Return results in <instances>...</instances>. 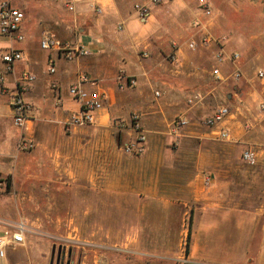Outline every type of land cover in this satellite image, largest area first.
Masks as SVG:
<instances>
[{
    "label": "crops",
    "instance_id": "crops-1",
    "mask_svg": "<svg viewBox=\"0 0 264 264\" xmlns=\"http://www.w3.org/2000/svg\"><path fill=\"white\" fill-rule=\"evenodd\" d=\"M3 1L0 0V4ZM70 1L73 0H9L13 8L20 11L23 8L24 20L18 31L23 40L0 34V77L3 79L0 85V178L12 177L19 168L21 152L17 145L22 135L35 144L38 137L51 136L53 130H59L79 110L68 89L86 78L82 87L97 90L105 98L93 125L99 133L111 132L115 128L112 117L121 115L125 131L132 135L129 130L132 112L139 113L140 124L147 132L145 152L131 156L136 168L111 163L106 176L104 174L105 190L118 199L129 195L153 201H165L172 192L174 199L183 201L187 194L195 207L197 258L212 264L249 261L264 264V150L257 147L256 138L264 131V116L240 119L230 114L215 128L201 125L202 120L214 112L209 105L214 104L217 92L201 84L207 70L199 69L202 65L195 66L192 58L196 56L190 54L187 43L191 38L190 41H200L198 33L203 26L210 25L209 20L193 11L194 0H164L159 6H150V15L145 21L137 18L134 6H149L148 0H95L101 9L100 15L94 14L89 3L82 1L75 2L74 11L70 12L65 6ZM189 20L193 35L186 24ZM195 21L201 22V26H195ZM209 27L208 31L212 32ZM44 35L82 47L89 54L67 60L61 52L43 51L39 42ZM198 47L201 53L203 47ZM12 51L20 52L23 58L8 67L2 57ZM168 55L175 60H165ZM235 64L226 60L220 67L222 76L224 68L235 67ZM49 68L54 69L53 74L49 73ZM153 73L185 79L188 83L183 86L178 82H157L152 80ZM23 75L34 77L21 95L30 106L26 132L13 125L10 106ZM120 78L134 79L136 85L119 88ZM206 89L210 90L200 95L199 100L191 105L187 103L197 90L206 92ZM259 99L262 101L261 97ZM209 110L210 115L203 116ZM176 117L186 118L189 125L175 135L169 130L167 134L162 133L173 139L177 148L172 151L160 139H155V135L160 127H169ZM242 119H251L250 131L239 129ZM41 126L48 129V134L44 130L42 133ZM221 129L228 130L227 140L219 139ZM210 140L225 143L210 144ZM238 142L250 146L256 156L254 165L231 159L234 144ZM100 149L99 146L98 151ZM98 168V173L93 168L92 180L93 185L98 184L100 188L102 175ZM207 176L211 178L209 185L204 183ZM19 223L30 232L25 234L22 244L6 248L0 264H58L57 250L53 256V246L37 240L38 226L24 221L18 200L8 192L0 195V232ZM64 261L68 262L64 259L63 264Z\"/></svg>",
    "mask_w": 264,
    "mask_h": 264
},
{
    "label": "rangeland",
    "instance_id": "rangeland-1",
    "mask_svg": "<svg viewBox=\"0 0 264 264\" xmlns=\"http://www.w3.org/2000/svg\"><path fill=\"white\" fill-rule=\"evenodd\" d=\"M206 1L213 14L205 32L218 43L224 54L236 53L239 56L235 67L224 68L222 79L216 80L211 70L216 64L217 44L211 43L199 53V47L195 50L189 48L193 38L187 43L190 54L196 56L192 58L195 66L202 65L203 68L199 69L207 70L201 84L217 92L214 104L209 106L213 111L218 106H226L230 114H236L240 119L243 116H264L258 105L259 97L264 101V80L256 78V72H264V0ZM191 8L200 13L198 0L193 1ZM20 9L23 11L22 7ZM190 22L186 24L193 35L194 28ZM203 33L200 30L198 36ZM169 56L165 60L169 61ZM235 70L240 72L237 80L231 77ZM152 80L178 82L183 86L188 83L185 79L156 73L152 74ZM209 90H197L195 95L203 96ZM210 111L203 116L210 115ZM122 117H112L115 128L105 135L99 133L95 126L67 128L66 123L59 130H53L51 136L38 137L29 151L21 152L20 166L11 177L8 193L18 200L22 218L28 225L35 223L38 226L35 236L39 242L55 249L60 245L69 264H212L197 258L194 249L195 207L187 194L183 201L174 199L173 192L167 194L169 198L165 201H153L130 198L129 195L118 199L105 190L104 174L106 176L111 163L132 169L137 166L132 155L123 153L130 137L125 130L116 128L118 122L126 128ZM250 121L240 120L239 129L250 131ZM41 128L42 133L48 134V129ZM171 128V122L169 127H160L155 139H160L175 151L177 147L173 139L166 135ZM144 131L147 142V132ZM256 138L257 147L264 150V131L259 132ZM215 143L225 142L210 140V144ZM234 145L236 153L231 159L243 162L242 152L251 150L250 146L240 142ZM98 167L102 175L100 188L98 184L93 185L92 180L93 168L98 173ZM190 215L192 221L188 237Z\"/></svg>",
    "mask_w": 264,
    "mask_h": 264
},
{
    "label": "built area",
    "instance_id": "built-area-1",
    "mask_svg": "<svg viewBox=\"0 0 264 264\" xmlns=\"http://www.w3.org/2000/svg\"><path fill=\"white\" fill-rule=\"evenodd\" d=\"M88 2L89 7L92 9L94 14L100 15L101 9L96 6L95 0H73L66 3V9L70 12L74 11L75 2ZM148 5L136 4L134 6V12L139 20L145 21L150 15V6L156 7L163 3L164 0H148ZM198 7L200 9V15L210 20L212 17V8L206 0H198ZM24 20V13L18 9L13 8L10 5L9 0H5L0 4V34L6 36L10 39H15L17 41H22L23 37L18 34V31L21 27V24ZM195 26H201V22L195 21ZM206 26H203L201 29L204 33L200 37V41H191L189 48L195 50L198 47V44L202 47H205L211 43H215L218 46V51L214 55L215 66L211 70V75L216 79H222L221 66L226 60L230 62H236L239 59L238 54L233 53L227 56L223 53L218 43L213 41L210 35L205 32ZM39 47L43 51L50 52H61L67 60H73L75 58H80L87 56L89 53L82 47H73L68 43L61 42L49 35H44L39 42ZM23 58L22 54L18 51H12L7 55L2 57V61L9 67L14 62H19ZM171 61H174V56H169ZM49 73L53 74L54 69L49 68ZM231 77L234 80L239 79L240 72L235 70ZM256 78L260 81L264 80V72H256ZM34 77L30 75H23L20 78L19 85L16 88L15 94L12 96L11 100V110H12V123L22 132L28 130L27 126L30 121V106L24 102L22 99V93L25 92L26 86L28 83L32 82ZM122 84L119 85V88L134 87L136 82L134 79H124L120 78ZM83 82H86V78H82L77 84L71 86L68 89V94L76 100L79 105V110L73 114L68 120L66 126L67 128H81L87 126H93L96 122V115L103 109L104 96L97 90L88 91L84 89ZM3 83V79L0 77V85ZM156 97L159 96V93H154ZM200 99V95H194L191 99L188 100V104H193L194 101ZM259 111L264 114V101L259 102ZM230 116V111L226 106H219L211 116L202 120L201 125L206 128H215L216 126L222 124L226 118ZM189 125V122L186 118L176 117L171 124V134H177L179 129H183ZM129 130L134 137L129 135V141L124 145L123 152L132 155L138 156L145 152L146 147V133L143 130L138 114H133L130 117ZM116 128L118 130H125L126 128L121 124L117 123ZM218 137L220 140H227L229 137L228 130L221 129L218 132ZM33 148V143L29 140H26L23 135L17 145V149L20 152H27ZM242 161L248 165H254L256 162V156L251 150H245L241 155ZM206 185L211 184V178L207 176L204 179ZM6 183L0 181V195L6 193ZM30 230L23 224L19 223L16 225L7 226L0 232V258H3L5 255V250L8 247H14L20 245L25 240V234L29 233Z\"/></svg>",
    "mask_w": 264,
    "mask_h": 264
},
{
    "label": "trees",
    "instance_id": "trees-1",
    "mask_svg": "<svg viewBox=\"0 0 264 264\" xmlns=\"http://www.w3.org/2000/svg\"><path fill=\"white\" fill-rule=\"evenodd\" d=\"M0 181H4L6 183V191L8 192L11 188V177L10 176H7V177H3V178H0ZM191 221H192V218H191V215L189 216V220H188V237H189V234H190V226H191ZM187 249H186V252H185V255H187Z\"/></svg>",
    "mask_w": 264,
    "mask_h": 264
},
{
    "label": "flooded vegetation",
    "instance_id": "flooded-vegetation-1",
    "mask_svg": "<svg viewBox=\"0 0 264 264\" xmlns=\"http://www.w3.org/2000/svg\"><path fill=\"white\" fill-rule=\"evenodd\" d=\"M56 250H57V258H58V264H63V260H64V250L60 247V245H59V247L57 248V249H55V247L53 246L52 247V255L54 256V253L56 252ZM66 264H69V262H67Z\"/></svg>",
    "mask_w": 264,
    "mask_h": 264
}]
</instances>
